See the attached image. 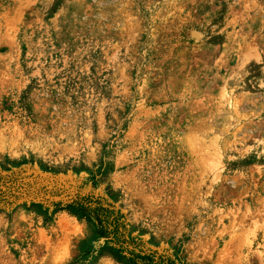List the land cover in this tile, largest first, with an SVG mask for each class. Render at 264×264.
Instances as JSON below:
<instances>
[{
  "label": "rangeland",
  "instance_id": "1",
  "mask_svg": "<svg viewBox=\"0 0 264 264\" xmlns=\"http://www.w3.org/2000/svg\"><path fill=\"white\" fill-rule=\"evenodd\" d=\"M118 251L264 264V0H0V264Z\"/></svg>",
  "mask_w": 264,
  "mask_h": 264
},
{
  "label": "trees",
  "instance_id": "2",
  "mask_svg": "<svg viewBox=\"0 0 264 264\" xmlns=\"http://www.w3.org/2000/svg\"><path fill=\"white\" fill-rule=\"evenodd\" d=\"M52 212H68L77 217L91 220L94 222L98 235L102 237H108L109 235L119 233L120 224L113 217V213L110 209L106 208L100 202H94L90 199H78L69 202L58 201L52 202L48 208ZM113 227L112 232L110 228ZM119 261L124 264H159L156 263L155 258L148 255H136L129 253L124 254L123 251L115 253Z\"/></svg>",
  "mask_w": 264,
  "mask_h": 264
}]
</instances>
